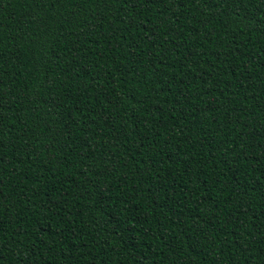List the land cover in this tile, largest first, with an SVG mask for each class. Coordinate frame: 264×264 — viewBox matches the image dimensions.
Returning a JSON list of instances; mask_svg holds the SVG:
<instances>
[{
	"label": "trees",
	"instance_id": "obj_1",
	"mask_svg": "<svg viewBox=\"0 0 264 264\" xmlns=\"http://www.w3.org/2000/svg\"><path fill=\"white\" fill-rule=\"evenodd\" d=\"M0 264H264V0H0Z\"/></svg>",
	"mask_w": 264,
	"mask_h": 264
}]
</instances>
